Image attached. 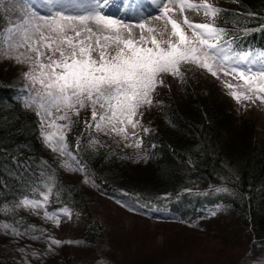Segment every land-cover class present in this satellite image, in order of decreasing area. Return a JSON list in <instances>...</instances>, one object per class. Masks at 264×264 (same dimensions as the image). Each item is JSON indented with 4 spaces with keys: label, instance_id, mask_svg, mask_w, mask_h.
Returning <instances> with one entry per match:
<instances>
[{
    "label": "snow or ice",
    "instance_id": "obj_1",
    "mask_svg": "<svg viewBox=\"0 0 264 264\" xmlns=\"http://www.w3.org/2000/svg\"><path fill=\"white\" fill-rule=\"evenodd\" d=\"M151 2L159 13L153 18L164 22L162 29L147 20L145 6L137 0H17L18 7L12 9L14 20L4 21L0 16V58L26 66L23 106L39 119L44 146L58 154L60 167L66 171L85 172L79 158L81 139L76 140L74 149L68 144V135L74 124L80 123L83 110L91 112L90 120L84 121L91 130L89 148L103 146L94 132L132 140L125 146L139 149L143 140L135 130L141 127V110L154 103L153 94L163 86L164 75L183 82L181 69L187 64L205 69L217 79L221 75L230 78L222 83L237 103L255 106L259 101L264 106V50H236L233 41L225 39V29L217 26L220 8L208 0ZM112 7L123 9L130 22L106 14L104 9ZM187 10L202 11L207 22L190 21ZM177 12L190 34L173 18ZM41 177L40 184L31 185L28 195L18 202L6 206L0 201V212L23 208L40 215L42 210L44 219L57 226L61 216L71 219L68 207L48 210L50 198L59 195L55 172L49 170ZM84 182H90L87 175ZM122 206L135 210L134 206ZM18 224L3 223L0 229L15 236L27 235L28 229L21 232ZM42 236L43 232L33 239ZM50 243L59 245L61 241L51 239Z\"/></svg>",
    "mask_w": 264,
    "mask_h": 264
},
{
    "label": "trees",
    "instance_id": "obj_2",
    "mask_svg": "<svg viewBox=\"0 0 264 264\" xmlns=\"http://www.w3.org/2000/svg\"><path fill=\"white\" fill-rule=\"evenodd\" d=\"M213 5L222 10L217 26L225 29V39L233 41L236 50H264V0H218ZM183 74L177 92L164 90L162 107L154 114L155 127L138 136L143 140L139 149L125 146L132 140L94 132L103 146L89 148L91 130L84 123L89 118L74 124L69 147L74 149L81 139L79 158L84 174L99 194L119 196L143 211L167 212L169 216H155L190 227L211 216L207 209L234 212L241 223L235 232H242L248 244L246 253L264 252V147L254 123L244 118L243 129L234 133L229 123L234 110L223 90L213 83H201L192 72ZM144 110L145 119L149 109ZM42 144L38 118L24 108L22 93L0 80V201L6 206L18 202L28 195L31 185L40 184L41 173L54 171L59 195L50 198L48 210H75L86 222L83 240L96 241L104 230L93 217L86 195L63 174ZM217 188L227 191L217 192ZM14 222L28 233L36 231L30 226L41 224L22 208L0 212V224ZM97 253L105 258H101L102 264H113L106 260L105 252Z\"/></svg>",
    "mask_w": 264,
    "mask_h": 264
},
{
    "label": "rangeland",
    "instance_id": "obj_3",
    "mask_svg": "<svg viewBox=\"0 0 264 264\" xmlns=\"http://www.w3.org/2000/svg\"><path fill=\"white\" fill-rule=\"evenodd\" d=\"M127 1L125 0L126 3ZM36 2L37 0H33V3ZM140 2L145 6L146 10L143 11V15L147 20L155 27L162 29L164 22L153 18L159 13L151 0ZM191 2L201 3L202 0H191ZM208 2L216 4L218 0H208ZM15 7H18L17 0H0V14L4 17V21L16 18V14L12 11ZM39 11L43 13L45 9L41 8ZM104 11L106 14L109 12L114 14L113 18L124 17L123 9L118 11L112 7L111 9L105 8ZM185 14L194 23H204L208 19L202 11L187 10ZM124 18L126 23L130 22L127 17ZM173 18L184 26L183 17L178 12ZM184 27L190 34L187 26ZM168 28L170 30V25ZM25 71H27L26 66L0 58V80L17 88L22 93V100L25 95L21 91L25 83L22 74ZM181 71L187 74L192 72L201 83L206 85L213 83L221 88L229 101L228 103L226 99L227 104L234 110L233 115L229 117L234 133L243 129L244 118H250L254 123L258 141L264 147V106L260 105L259 101L255 106L248 102L237 103L222 83V80L230 78L223 75L217 79L207 70L193 64L182 66ZM178 80L170 75L163 76V86L158 87L153 94L154 103L150 108L144 107L141 110L143 112L144 109V111L149 109L146 113L147 117L145 116L147 124L143 123L144 118H142L141 127L135 130L137 136L149 134L151 129H154V114L162 107L163 92L166 89H174L177 92L180 89ZM232 82L237 83L235 80ZM86 118L89 120L91 118V112L87 109L81 112L78 119L85 120ZM38 122L40 124L39 119ZM145 128L149 131L144 132ZM129 131L132 130L129 129ZM42 148L60 165L61 158L57 153L52 152L44 144ZM61 169L71 182L76 183L83 190L89 201L93 217L98 220L104 234L90 244L85 242L82 233L86 222L75 210L70 209L71 219L61 216V222L57 226L44 219L42 210L40 215H35L31 210L24 209L27 214L31 215L32 221L41 223L40 227L30 226L36 231L32 230L34 233L23 236H15L0 229V264H97L99 262L102 264L104 261L101 258H105L100 256L101 253L94 254L99 250L105 252L102 254L107 261L113 264H244L245 261L247 264H264L262 250L246 253L248 244L242 237V232H235L240 229L241 223L234 212L217 209L215 215L209 216L198 226H185L164 219L167 215L169 216L167 212L160 213L153 209L143 211L130 205L134 203L121 201L119 196L101 195L96 192L91 181L84 182V172ZM122 205L134 206L135 210L129 211L128 207ZM205 211L208 214L213 212L209 209ZM155 214L164 217L158 218ZM41 232L43 236L40 239H33V237L41 236ZM51 239L59 240L61 243L51 244Z\"/></svg>",
    "mask_w": 264,
    "mask_h": 264
},
{
    "label": "bare ground",
    "instance_id": "obj_4",
    "mask_svg": "<svg viewBox=\"0 0 264 264\" xmlns=\"http://www.w3.org/2000/svg\"><path fill=\"white\" fill-rule=\"evenodd\" d=\"M137 1H138L139 3H141V2H140L141 0H137ZM127 2H128V1H127ZM114 8H115V7H114ZM115 9H116V8H115ZM116 10H117V9H116ZM119 11H122V10H119Z\"/></svg>",
    "mask_w": 264,
    "mask_h": 264
}]
</instances>
